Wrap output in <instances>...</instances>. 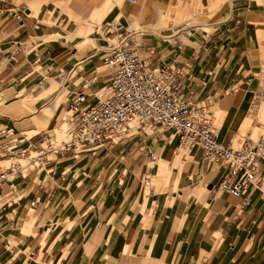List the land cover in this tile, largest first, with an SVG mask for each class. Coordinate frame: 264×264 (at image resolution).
<instances>
[{
    "label": "crops",
    "instance_id": "0c3cea01",
    "mask_svg": "<svg viewBox=\"0 0 264 264\" xmlns=\"http://www.w3.org/2000/svg\"><path fill=\"white\" fill-rule=\"evenodd\" d=\"M233 1L237 5L230 6L227 23L222 19L210 31L185 35L191 43L180 37L184 49L177 60L191 63L183 81L185 94L198 104L218 102L219 138L238 144L243 118L257 90L253 77L261 59L256 25L264 15L256 1L252 5ZM137 2L60 1L74 33L66 37L52 33L44 36V44L37 25L42 5L26 6V15L18 21L6 9L7 1L0 0V125L24 136L32 133L26 137L36 142L41 133L35 125L45 128L40 125L44 119L27 106V98L37 99L43 90L41 83L52 74H62L65 85L61 92L70 87L65 93L68 101L73 93L72 78L80 80L76 92L95 74L83 90L94 93L105 85L108 72L102 73L101 56L75 61L79 52L64 48V43L79 38L76 45L81 49L83 42H93L96 37L86 31L99 34L100 28L92 22L111 12L110 18L118 19L123 30L143 27L146 34L141 37L136 32L134 37L156 46L155 63H170L172 47L166 37L159 36L160 30L170 20L186 21L188 6L181 8L178 18L172 13L176 11L169 10V0H144L139 7ZM49 21L50 16L43 19L42 26H49ZM58 39L64 42L58 44ZM89 67L95 70L87 79H80ZM53 89L50 83L44 91ZM43 100L47 99H37L33 105L40 108ZM59 108L56 100L46 113L54 114ZM56 134L57 140L67 138L64 125ZM167 134L149 143L151 138L141 131L135 140L78 157L60 153L37 174L15 178L19 193L11 196L22 197L0 221V264H264V198L260 191L251 193L250 204L243 209L236 197L225 193L216 197L222 168L209 167L196 147L188 150L189 158L176 156V169L167 175L165 164L174 158L168 160L162 154L166 145L171 149L177 145ZM146 150L154 154V160L146 156ZM159 177L160 186H167L165 193L141 191L144 181L151 183ZM34 197L40 201L35 210L29 205ZM34 227L38 239L33 242L27 236ZM17 240L21 249L9 245Z\"/></svg>",
    "mask_w": 264,
    "mask_h": 264
},
{
    "label": "built area",
    "instance_id": "2783aa9c",
    "mask_svg": "<svg viewBox=\"0 0 264 264\" xmlns=\"http://www.w3.org/2000/svg\"><path fill=\"white\" fill-rule=\"evenodd\" d=\"M126 1L131 4L137 2ZM7 3L11 4L6 8L8 12L22 21L26 15L25 4L16 5L13 0ZM102 30L105 31L106 46L101 60L109 68L107 89L99 95L96 94L101 89L92 95L83 90L94 81L95 74L77 92L69 94L70 100L66 106L67 139L60 147L36 146L31 141L35 138L19 136L11 127L0 125V221L7 209L22 197L12 198L10 195L7 198L3 195L4 187L9 188L10 194L12 191L17 195L19 190L11 181L13 175L25 178L21 170L23 166L5 162L35 151L29 163L33 170H38L31 172L36 174L51 162L46 157L47 152L65 151L78 157L86 151L110 148L130 140L140 134L146 125L167 132L168 138L176 136L178 148L187 145L198 148L209 167L217 165L222 168L219 180L221 189L238 198L241 207H247L252 191L264 185V135L255 139L244 137L237 147H233L231 142L224 143L219 138V127L215 123L211 104L195 103L184 92L183 81L190 62L181 63L174 59L171 63L156 65L152 60L158 51L156 46L139 43L134 37L137 31L142 33L143 27L123 30L118 22H106ZM168 44L172 47L171 54L177 58L184 43L174 40ZM61 75L59 73L55 78L60 81ZM260 89L261 95H264V88L260 86ZM132 122H136V125ZM149 155L153 156L152 153ZM39 202V197H34L29 205L35 208Z\"/></svg>",
    "mask_w": 264,
    "mask_h": 264
},
{
    "label": "rangeland",
    "instance_id": "374dc122",
    "mask_svg": "<svg viewBox=\"0 0 264 264\" xmlns=\"http://www.w3.org/2000/svg\"><path fill=\"white\" fill-rule=\"evenodd\" d=\"M8 2V0H6ZM60 1H65L66 0H13V3H15L16 5L20 4V3H24L27 8H35V6H39L42 5L40 8V18L38 19L37 25L39 27L38 30V36L41 40V42H43L44 44H46V42L43 40L44 36L50 35L52 33H57L58 35H61L62 37H66L72 33H74V29H73V22H67V15L66 13H62V9L61 6L58 4V2ZM144 0H138L136 7H139V5L143 2ZM150 1H155V0H150ZM158 1V0H156ZM242 1V5H246V4H251L255 3V1L259 4H261L262 6L259 8L261 10H263V15H264V0H237V2ZM116 3H118V0H115ZM196 4V9L194 7V3ZM169 6V10L170 11H176V13L172 12L174 14V16H178V18L181 16V8H183L185 5L188 6L189 9V14L188 16H186V21L182 20V18L177 19V22H173V20H170L167 22V26L162 27V29L160 30L159 36H161L162 38L166 37L167 39H165L166 41H174V40H179L181 42L183 41H187L189 42V40L185 39V35H188V37L191 36V34L202 31H210L212 28L213 24H216L217 22H220L222 19H224L225 23L228 22V10L230 8V6L232 5H237L235 4V2L233 0H191V1H187V0H182L179 1L178 0H169V2L167 3ZM8 7H11V4L8 5ZM56 8H59L60 10L58 11ZM60 12V13H58ZM180 12V14L178 13ZM111 14H113V12H111L110 14L107 15L106 18H104L103 20H95L92 22V24L96 27L100 28V32L103 31V25L106 22H118L120 24V28H122V25L120 23V21L116 18H110ZM50 16V21L48 22L49 26L44 27L42 26V20L46 19L47 17ZM120 17V15H119ZM112 19V20H110ZM261 23L257 22L258 25H256L257 27V36L258 39L260 41V45L259 48L257 50V52H259L260 55V61H259V67L258 69L255 71L254 76H258V72L263 68L264 66V19L262 21H260ZM224 23V24H225ZM187 24H189V26L187 27ZM166 25V24H165ZM134 28H137V26H135ZM154 29V28H153ZM204 29V30H202ZM98 32L99 34H96V32H94L93 34V30L92 29H88V31H86V34L90 37H96V39H94L93 42H88L86 43L83 42L81 44V46L83 48L78 49V46L76 45L77 42L80 41L79 38H73L72 40H66V42L64 43V48L66 49H75L73 50L74 52H79L78 57L76 58L75 61H84V59H86L85 62L89 61L90 58L95 55H100L102 56L104 53V49L106 46V36L105 33H101ZM85 34V35H86ZM84 35V34H83ZM173 36L174 38L170 37ZM183 40H181L180 39ZM170 38H172L171 40H169ZM105 39V40H104ZM62 42H64L63 39H58L56 43L58 44H62ZM191 43V42H189ZM96 51V52H95ZM256 52V51H253ZM88 57V58H87ZM84 58V59H83ZM96 58V56L94 57V59ZM74 61V62H75ZM102 61V60H101ZM83 62V63H85ZM83 63H80L79 66H81ZM99 64H103L102 62ZM81 69V67H80ZM95 70V68L93 67H89V69L86 70V72L83 73L82 77L80 79H87L89 77L90 72L92 73ZM63 72V71H62ZM67 76L65 75V78ZM73 93L76 92V89L78 87V82L80 80L78 79H73ZM66 81V79L64 80ZM53 84L54 89L51 90L50 92H46L44 91V89L46 88L47 84ZM75 83V84H74ZM258 83V82H257ZM43 86V90L40 93L39 97L37 99H47V100H43L40 102V104H43L45 102V104H43L40 108H36L33 104L34 102L37 100L36 98L33 97H29L27 98V106L30 107L33 112H36V116L41 117V119L43 118L44 120H42L41 122H43L42 124L40 123L41 126L45 127V128H38V126H36L33 122V124L35 125L37 130H40L41 134H48V136L45 138V140H51V142L53 143V145L55 144H59L61 143V141L66 140L67 138H64L62 140H57L56 136H57V131L59 130V128L64 125V127L67 129V120L66 117L68 115V112L66 110V106L68 104V99L66 96V91L70 90V87L68 86L67 89L65 90V92H61V87H63L65 84H63V80L60 79L57 80L55 78V76L53 77V74L45 77L43 83H41ZM107 82L105 83L104 86H106ZM257 85V84H256ZM101 88V87H100ZM255 90V87H254ZM254 97V95H253ZM56 100H58L60 102V108L58 110V112H55L54 114H51V112H49V114L46 113L47 107L51 106ZM256 99H252L248 110L246 112V116L243 118V124H242V128H241V139L239 141V143L242 141V139L244 137H251L252 139L257 138L260 135H264V100H262V102H256ZM211 108L213 110L214 113V119H215V123L217 125V127H219L220 125H218L217 121H216V110L218 105V102H212L211 101ZM40 117L38 119H40ZM50 121V122H49ZM49 122V123H48ZM1 127V126H0ZM154 134L155 136H153L149 141L147 139V142L151 143V142H155L158 136V131L156 128H149ZM144 133H147L146 130H143ZM19 133V132H18ZM234 133L231 134V137L233 136ZM33 134L32 133H27L25 134V136L27 137H31ZM61 137V136H60ZM138 137V136H137ZM137 137H134L133 140H135ZM230 137V138H231ZM45 141V142H46ZM234 141V140H233ZM232 146L233 147H237L239 145L238 144H233V142L231 141ZM44 146H46V143L44 144ZM52 146V145H51ZM169 145H166V150L165 153L162 154V156L168 160H170L171 158H174V161H172V163H166L165 164V169L166 172L168 173L167 175H169V173H172L174 169H176V165H175V161H176V156L181 155V158H189V152L187 150H176L175 145L172 146L171 148H168ZM34 152V151H33ZM157 152V151H156ZM158 154V153H157ZM31 155H34L33 153H31ZM53 155H50L49 159H52ZM157 160V159H156ZM17 163L19 164H25V162L21 161V159L16 160ZM11 163V161H9V164ZM150 167H151V163H150ZM166 175V174H164ZM162 177L151 180L150 181L147 179L146 181H144V183L141 186V191L145 194H149V193H165L167 190V186H160L161 183H159V180H161ZM173 189V186H171ZM170 187V188H171ZM264 185L262 186L261 189H256L258 191H260V196H264ZM171 190V189H170ZM255 191V190H254ZM148 192V193H147ZM209 193V192H208ZM217 196L216 197H220V193L217 191ZM35 218V217H34ZM33 218V220H34ZM22 219V218H19ZM33 233H31L30 235L27 236L28 239L32 238L33 242L34 240L38 239V236L36 235V228H33ZM22 239V238H21ZM28 243V242H27ZM15 244L19 249H21V244H19V241H14V242H10L9 245H13ZM5 248H3L4 250ZM24 248H22L23 250ZM11 263V262H10ZM161 264V263H160Z\"/></svg>",
    "mask_w": 264,
    "mask_h": 264
},
{
    "label": "bare ground",
    "instance_id": "6f19581e",
    "mask_svg": "<svg viewBox=\"0 0 264 264\" xmlns=\"http://www.w3.org/2000/svg\"><path fill=\"white\" fill-rule=\"evenodd\" d=\"M126 1V0H125ZM138 1V0H137ZM180 1H182V0H180ZM188 1V0H187ZM189 1H191V0H189ZM127 2V1H126ZM129 3V2H128ZM136 4V3H135ZM25 9H26V5H25ZM103 33H105V31H102ZM143 32H145L144 30H142V33ZM137 33L139 34V36H143L144 34H142V33H139V31H137ZM146 34V33H145ZM172 37V36H171ZM174 38V37H173ZM170 39H172V38H170ZM139 43H144L143 42V40H141V41H138ZM165 42L166 43H168L169 41H166L165 40ZM171 42V41H170ZM184 49V48H183ZM183 51V50H182ZM179 56H180V54H179ZM174 59H177L174 55H173V60ZM172 60V61H173ZM171 61V62H172ZM170 62V63H171ZM179 62H181V61H179ZM186 62H188L189 63V61H186ZM182 63V62H181ZM156 65H159V64H157V63H155ZM191 67V66H190ZM102 69H103V72L102 73H104V72H108L109 71V68L107 67V66H105V65H103L102 64ZM189 70H190V68L187 70L188 72H189ZM262 70H264V66H263V68L258 72V76L256 77V76H254L253 78H255L256 79V81L258 82L257 83V90H256V92H255V94H254V98L256 99L255 101L256 102H262V100H264V95H261V93H260V91H261V89H260V86H261V88H264V72L262 73ZM187 75V74H186ZM63 76H65V75H63ZM103 88V89H102ZM99 89H101V91L100 92H98L96 95H99V94H101V93H103V92H105L106 91V89H107V86H101V88H99ZM88 93H90L91 95L93 94V93H91V92H88ZM95 97V96H94ZM68 99V98H67ZM66 110H68L67 109V107H66ZM68 112V111H67ZM132 124L133 125H136V122H132ZM149 128H153L152 126H150V125H146V126H144V128L141 130V131H143V130H146L147 131V136L148 137H150V138H152L153 136H155V134L149 129ZM154 128H156V127H154ZM157 129V128H156ZM158 131V130H157ZM165 133H167V132H165ZM165 133H163V131H158V136H164V134ZM17 135H19V136H24L23 134H17ZM41 135V134H40ZM40 135H38V136H36V137H39ZM168 135V134H167ZM48 136V138H51V137H49V135L48 134H43L40 138H38V140L36 141V142H34V143H32V144H35L36 146H43V147H48V146H51V147H53V148H55V147H60L61 145H62V143H63V141L61 142V143H59V144H55V145H53V143L51 142V140H45V138ZM137 136H139V134L138 135H135V137H137ZM24 137H26V136H24ZM259 137V136H258ZM251 138V137H250ZM168 139H172V140H176L177 141V138H176V136H173V137H171V138H168ZM252 139V138H251ZM221 140V139H220ZM46 141V142H45ZM125 141H128V140H125ZM222 141V140H221ZM224 142V141H223ZM46 143V146H44V144ZM225 143V142H224ZM177 145H178V141H177ZM177 145H176V150H191L193 147L192 146H189V145H187V146H185V147H183V148H178L177 147ZM200 151V150H199ZM31 153H33L34 155L36 154V152L34 151H30V152H28L27 153V155H25L24 157H17V158H14V157H12V158H14V159H11L10 161H11V163L10 164H12L13 166H16V165H21V166H23V168H21V170L23 171V173H24V175H25V177H28V175L31 173V172H33V171H38V170H33V167L30 165V163H29V158H31L33 155H31ZM60 153H65V151H63V152H58V153H54V152H47L46 153V157L49 159V156L50 155H53V156H56L57 154H60ZM70 154H71V152H69ZM151 152H150V150H146V156L149 158V159H151V160H154L155 159V156H154V154H153V156L151 157L149 154H150ZM200 155H201V152H200ZM202 158V157H201ZM18 159H21V161H23V162H25V164H19V163H17L16 162V160H18ZM50 160H52V159H50ZM203 160V159H202ZM6 164H8L9 162L7 161V162H5ZM44 167H46V166H44ZM43 167V168H44ZM213 167H219V166H217V165H214ZM41 170V169H40ZM39 170V171H40ZM37 174V173H36ZM16 176L17 175H13V179L11 180V181H13L15 178H16ZM216 190L221 194V193H225L222 189H221V187L219 186V183L217 184V187H216ZM5 191H7V192H5ZM253 192V191H252ZM11 194H12V191H11ZM10 193H9V188L7 187V186H5L4 187V193H3V195L5 196L6 195V197L8 198L10 195H11ZM225 194H227V193H225ZM229 195V194H228ZM264 197V196H263ZM4 199H5V197H4ZM238 207H241L240 206V200H239V204H238ZM243 207H241V209H242ZM31 209H34L35 210V208H31Z\"/></svg>",
    "mask_w": 264,
    "mask_h": 264
}]
</instances>
